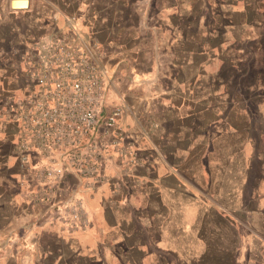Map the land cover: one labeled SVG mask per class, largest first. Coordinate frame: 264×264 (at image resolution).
<instances>
[{
    "label": "crops",
    "instance_id": "1",
    "mask_svg": "<svg viewBox=\"0 0 264 264\" xmlns=\"http://www.w3.org/2000/svg\"><path fill=\"white\" fill-rule=\"evenodd\" d=\"M22 1L24 7L12 9L10 0H0V100L16 96L9 89L13 83L25 92L26 61L24 75L1 74L3 67L12 69L11 57L19 49L29 53L42 40L62 41L84 51L108 83L103 84L101 115L118 108L116 129L122 136L115 139L116 129L100 124L91 138L80 140L81 145L92 141V157L65 163L62 178L49 180L42 172L47 163L36 150L30 148L28 160L19 161L12 111L0 104V249L13 233L16 239L32 238L35 245L19 257L17 250H9L0 264H203L207 238L213 237L203 231L207 214L237 231L241 226L239 217L225 218L239 207L221 202L224 195L234 198V189L225 193L220 175L209 190L208 176L198 166L202 158L208 163L201 152L210 131L223 135L224 125L232 134L239 131L234 107L231 123L225 124L220 97L208 90L206 67L227 65L207 41H222L240 29L233 41L244 42L262 19L254 3L264 0ZM204 8L210 9L211 25L197 24ZM21 38L24 46L18 44ZM223 45L215 51H232L230 43ZM5 113L11 120L7 124ZM209 113L215 119L209 121ZM108 142L120 145L116 162L108 155L101 158ZM182 182L190 188L187 194L174 187ZM60 210L79 215L81 226L61 228ZM253 210L264 225V208ZM141 224L154 252L140 241ZM245 234H232L231 264H264V234L251 226Z\"/></svg>",
    "mask_w": 264,
    "mask_h": 264
},
{
    "label": "rangeland",
    "instance_id": "2",
    "mask_svg": "<svg viewBox=\"0 0 264 264\" xmlns=\"http://www.w3.org/2000/svg\"><path fill=\"white\" fill-rule=\"evenodd\" d=\"M254 6H256L257 14L262 15V19L256 20L259 23L257 24L258 27L252 29L254 34H249L244 42L237 43L233 41L238 37V34H241L240 29L238 32L233 31V34L229 37L225 35L222 41H216V39L207 41L209 47L213 49L211 52L217 56L220 55V58L225 60L227 65V67L219 68L218 64L216 66V64L212 63L206 67V72L210 73L206 83L208 90L220 97L218 108L223 109V122L225 124L231 123L232 115L230 110L234 107V123L239 127V131L232 134L231 127H226L225 125V133L223 135L220 132L221 130L219 131V136H217L218 132L210 131L207 146L203 147L201 152L203 156L207 157L208 163L203 164L204 158H202V163L198 164V166H201L203 173L205 174L206 172L208 176L209 183L207 185L210 187L209 190H212L211 186L216 184V179L220 175L225 178V193H228L231 188L234 189V198L224 195L221 202L226 207L232 203L239 207V210L235 209L237 212H226L225 218L232 222L239 217L241 226H239L237 231V228L233 229L230 227L227 221L223 223L220 218L214 217L213 214H207L205 221L207 224L203 226V231L207 230L205 233L209 237H213L207 238L208 251L203 264H231L232 248L236 246V240L234 238L231 239L234 231L241 238H246L245 232L251 226L260 231L261 235L264 234V225L258 222L260 218L253 210L255 207L264 208V4H260L257 1ZM202 11L198 14L201 15L202 20H197V24L211 25L213 19L210 18V9L204 8ZM1 31L2 34H6L8 31L7 26L2 27ZM19 43L24 46L25 39L21 38V40H18ZM223 43L225 47L230 43L232 51L224 54L215 51ZM7 45L8 42L5 46ZM21 50L19 49L17 54L11 57L12 69L3 67L4 71L1 74H11L17 77L24 75V61L34 50L29 53L26 49ZM19 85L20 83H13L9 87L15 92L16 96L12 94L11 96L13 97L10 98L1 97L0 104L6 112L12 105H16L21 100L24 91L20 92ZM6 88H3V95L7 90ZM212 101L215 102L212 98L209 99V102ZM2 117L6 124L9 123V114L5 113ZM212 118L215 119V116L209 113L208 120L211 121ZM121 136L120 134H115V139L119 140ZM118 146H120L119 143L118 145L109 142L107 145L103 144V149L100 151L102 153L101 158L104 159L108 155L116 162V159L120 156V154L116 155L114 153ZM197 150L200 153L198 148ZM95 169L96 167L93 171ZM233 174L235 176L234 180L232 179ZM198 175L200 177V173ZM187 180L195 185L193 179L189 178ZM174 187L180 189L184 194H187V190H190L185 182L176 183ZM209 199L212 198L209 197ZM208 202L212 203L211 200ZM57 218L62 223L64 222L63 225H59L65 230L79 228L82 223L81 218L75 212L69 211L65 213L60 210ZM140 234V241L145 242L147 248L154 252L144 224L140 225ZM216 237L217 239H215ZM16 238L17 234L13 233L4 240L6 245L0 249V257L1 255L7 257L11 249L17 250V256L25 250L33 251L35 245L31 241L32 238ZM15 240L18 241L14 242ZM97 240L103 241V239ZM161 255H164L167 259H173L169 254L161 253Z\"/></svg>",
    "mask_w": 264,
    "mask_h": 264
},
{
    "label": "built area",
    "instance_id": "3",
    "mask_svg": "<svg viewBox=\"0 0 264 264\" xmlns=\"http://www.w3.org/2000/svg\"><path fill=\"white\" fill-rule=\"evenodd\" d=\"M84 56V51L62 41L48 38L38 42L26 59L25 92L10 108L19 161L28 160L30 148L36 150L47 163L42 172L49 180L62 178L65 163L77 164L92 157V141L81 145L80 140L91 138L100 124L116 129L118 108L101 115L103 84L108 83L95 63ZM81 147L87 151L82 153Z\"/></svg>",
    "mask_w": 264,
    "mask_h": 264
},
{
    "label": "bare ground",
    "instance_id": "4",
    "mask_svg": "<svg viewBox=\"0 0 264 264\" xmlns=\"http://www.w3.org/2000/svg\"><path fill=\"white\" fill-rule=\"evenodd\" d=\"M13 3L14 6H20V7H24L26 5L25 1L22 0H18V1L15 0Z\"/></svg>",
    "mask_w": 264,
    "mask_h": 264
},
{
    "label": "water",
    "instance_id": "5",
    "mask_svg": "<svg viewBox=\"0 0 264 264\" xmlns=\"http://www.w3.org/2000/svg\"><path fill=\"white\" fill-rule=\"evenodd\" d=\"M13 1H15V0H10V2H9V3H10V6H11L12 9H17L16 7H14V5H13V4H14Z\"/></svg>",
    "mask_w": 264,
    "mask_h": 264
}]
</instances>
